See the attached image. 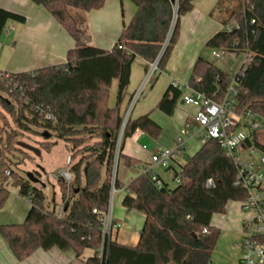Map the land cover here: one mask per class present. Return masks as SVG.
<instances>
[{"label":"trees","instance_id":"obj_1","mask_svg":"<svg viewBox=\"0 0 264 264\" xmlns=\"http://www.w3.org/2000/svg\"><path fill=\"white\" fill-rule=\"evenodd\" d=\"M31 1L45 7L76 44L69 50L65 63L29 72H10L11 79L20 83L25 96L20 98L10 92L6 82L0 80V90L15 100L14 103L0 94V103L12 114L19 131L32 132L34 127H41L46 139L64 140L72 152L70 169L75 177L70 185L58 178L63 203V216L59 217L56 208L49 207L44 189L36 185L39 179L23 178L12 170L9 175L5 174L6 166L2 161L7 160L0 149V192L3 193L0 206L7 197L4 181L12 175H16L20 194L27 196L31 203L23 223L0 225L16 256L23 260L39 248L57 247L73 250L78 257L86 249H94L95 254L88 258V264H210L220 237V230L212 226L213 216L225 213L230 201H243L248 197V192L236 185L237 166L216 138L202 144L183 164L176 159L183 150L175 154L166 170L172 173L174 180L180 177L177 185L171 186L163 180V186L159 187L149 172L125 185L123 206L145 217L136 245L119 242L113 230L106 258L102 260V222L94 212L95 208L109 209L113 185L124 187L117 174L114 179V163L130 102L122 110L133 63L140 57L146 61L148 70L159 58V70H166L178 40L180 19L192 11L195 0H131L137 5V11L111 50L87 44L84 31L70 13L71 8L83 12L100 9L106 0ZM215 13L219 14L223 25L235 22L239 26L231 31L223 28L207 41V47L225 48L235 56L248 50L253 56L244 73L238 74L236 110H251L264 117V0H218L210 14ZM12 20L24 23L26 17L0 7V38ZM232 78L214 61L200 56L189 85L221 101ZM115 81L118 96L112 107L108 100ZM182 93L171 83L157 107L172 115ZM37 105L42 106L41 111H36ZM48 112L56 117V122L46 120ZM137 129L156 138L163 130L150 112L136 118L130 115L123 136L128 137ZM18 134L11 132L6 144L20 145L22 141L15 142ZM95 138L93 144L87 143ZM56 144L57 141L51 142L48 151ZM247 144L264 148V132L256 134L254 142ZM78 155L79 159L74 160ZM122 156L121 153L120 158ZM253 240L264 243V235L254 236Z\"/></svg>","mask_w":264,"mask_h":264},{"label":"crops","instance_id":"obj_2","mask_svg":"<svg viewBox=\"0 0 264 264\" xmlns=\"http://www.w3.org/2000/svg\"><path fill=\"white\" fill-rule=\"evenodd\" d=\"M217 2L218 0H195L192 11L181 17L178 40L172 50L166 70L160 71V75L164 74L165 77L160 90L156 95H152L157 87V81L152 86V91L148 92L143 99L139 98L137 101L131 115L132 118L150 112L151 117L163 130L161 135L156 138L141 129H137L123 140L122 157H124L127 165L133 166V171L131 173L132 177L126 179L127 183H123L119 178L118 169L117 177L124 184V187L117 188V194L125 193V185L133 178L145 173L148 168H152L162 180L171 185L170 181L161 172L162 169L166 170V168L152 164L151 156L163 149L175 148L177 138L183 135L186 126L196 124L195 116L198 109L196 106L184 104L182 98H180L174 113L168 115L159 109L157 104L167 87L174 81L189 84L194 65L197 59L202 56L207 41L223 29L219 14H210ZM0 7L26 17L24 23L9 21L7 24L9 32L7 34L3 33L0 38V71L29 72L67 61L68 52L75 47L76 41L45 7L37 5L31 0H0ZM136 11L137 5L131 0H106L102 8L93 9L89 12L74 8L70 9V13L85 33V42L106 50H111L114 47L123 29L131 22ZM138 59L141 61L140 64L135 61L132 66L130 92L141 84L144 72L147 70L146 61L140 57L136 60ZM159 79L161 81V78ZM127 103L128 97H125L122 110L126 109ZM147 144L154 145V149L149 151L147 147L145 148ZM186 149L187 146L182 154L176 156L177 161L181 164L187 161L182 160ZM64 162L66 164V160ZM176 165L178 166V163ZM57 174L58 172L55 175L56 178L50 181L53 185L54 195L52 198L47 196L51 207L54 206L56 210L62 202V191ZM45 193L47 195L46 191ZM141 215L143 225L138 234L132 237V241L127 242L124 239L126 235L120 237L119 231L116 234L119 242L127 245L138 243L145 221L144 215ZM252 216V212L243 209L242 201L236 200L228 203L225 213H217L213 216L212 226L220 230V237L218 247L216 245L217 251L215 249L212 254V262L244 264L241 255L243 240L246 236V224L249 223ZM115 219L122 224L120 218L115 217ZM223 235L229 237L232 242L237 243L238 249L236 250V247L233 249L236 252L237 259L231 260L227 254L224 253L225 255H223L218 251ZM94 254V249H86L78 257L73 250L64 251L57 247L50 250L39 248L26 259L21 260L16 256L0 231V264H88V258ZM255 258L257 260L258 256L255 255ZM257 264H264V262Z\"/></svg>","mask_w":264,"mask_h":264},{"label":"built area","instance_id":"obj_3","mask_svg":"<svg viewBox=\"0 0 264 264\" xmlns=\"http://www.w3.org/2000/svg\"><path fill=\"white\" fill-rule=\"evenodd\" d=\"M176 18L177 9L175 8L174 23ZM234 26L238 27L239 25L233 22L223 25V28L231 31ZM8 32L9 26H6L4 33L7 34ZM244 53L246 54V58L239 71L233 76L227 94L221 101H216L210 98L205 93L196 90L189 84H182L178 81L173 82L174 86L183 91L181 96L183 103L197 107L198 111L195 116L196 124H188L186 126L184 132L185 136L182 135L177 138L175 148H167L153 153L151 156V162L154 165L168 168L172 164L175 154L184 150L191 138L198 136L201 144H205L211 138H216L238 168L236 185L244 188L248 192V197L242 201V207L245 211L252 212L253 216L250 218L249 223L246 224V236L243 240L244 252L242 255V262L244 264H257L264 262V243L253 240L254 236L261 234L264 235V148L255 144L248 145L247 143L248 141L254 142L255 135L264 132V117L251 110L245 112H238L236 110L238 104V74L244 73L253 59L252 54L248 50ZM226 54L235 56L225 48L213 50V55L217 58H224ZM158 61L159 58L150 64L148 69L150 71L147 80L156 69H159ZM0 80L6 82L7 86L10 88V92L17 93L20 98H24L25 95L22 86L19 82L11 79L10 72L0 71ZM138 94L139 92L137 93L135 101ZM131 108L127 110L122 131L117 143L114 163V179L117 174L120 155L122 153L124 138L123 131L130 116ZM35 109L36 111H41L42 106L37 105L35 106ZM45 118L46 120H53V122H56V117L49 112L45 115ZM72 164V155L69 154L66 158V168L62 169L57 174V178H61L68 185L71 184L75 177L70 169ZM145 172H149L152 175L159 187L163 186V180L153 171L152 168L146 169ZM7 173L10 174L11 171L8 170ZM174 181L177 183L180 182V177L177 176ZM209 183L211 184V182ZM116 192L117 188L113 185L109 209L107 211H100L97 208L94 209V212L99 215L102 222L103 242L100 248V257L102 260H105L106 258L107 245L111 239L114 228H119L122 225L113 215V203ZM57 214L59 217L63 216V203L59 206ZM255 255L258 256L257 260ZM210 264L220 263L211 262Z\"/></svg>","mask_w":264,"mask_h":264},{"label":"rangeland","instance_id":"obj_4","mask_svg":"<svg viewBox=\"0 0 264 264\" xmlns=\"http://www.w3.org/2000/svg\"><path fill=\"white\" fill-rule=\"evenodd\" d=\"M4 38V37H3ZM219 48H211L205 45V48L202 52V56L208 60L214 61L221 69L225 70L231 76H235L242 66L246 54L239 53L236 57H233L231 54H226L224 58H217L213 55V50ZM5 60V59H3ZM136 62H140L139 59L135 60ZM150 70H146L144 72V76L141 84L130 92V86L126 91V97H128L129 106L131 107L130 115H132L133 109L139 100V98H144L148 92L152 91V86L158 81L157 87L152 95H156L160 90V86L164 81V74L160 75V70L156 69L155 72L150 76L147 80V76ZM161 78V81H159ZM159 79V80H158ZM138 97L135 101V98ZM160 93V92H159ZM0 94L7 97L9 100L15 103L12 97L4 91L0 90ZM118 96V82L115 81L114 84L110 88L109 92V100L108 104L110 106H115L117 103ZM127 109V110H128ZM125 121V120H124ZM35 131L32 132H22L19 131L12 114L7 112L4 106L0 103V149L2 150V155L6 158L5 163V174L8 170H12L22 176L23 178H30L34 176L35 180L39 179L38 182L35 181L36 185L42 187L46 192L49 198H52L53 194V185L50 181L54 180L56 177V173L61 171L65 165V160L69 154L72 152L69 150V145L64 140L52 137L51 139H46L42 134L41 127H34ZM19 132L16 135L15 142L22 141L27 144H30L36 148L41 150V154L37 155L34 151L22 147L17 143H14L12 146L7 145L8 135L13 132ZM185 136V133H183ZM97 139H90L88 144H93ZM57 141V144L52 147V151H48V147L51 142ZM86 143V144H87ZM201 143L199 141L198 136L191 138L187 143V149L185 150V154H183L182 160L186 161L189 157L196 153V151L201 147ZM8 146V147H7ZM154 145L147 144V148L149 151L154 149ZM11 147V148H10ZM145 147V148H146ZM80 155L76 156L74 160L79 159ZM119 178L121 181L126 182V179H130L132 177L131 173L133 171L132 165H127L125 163L124 157L121 158L119 162ZM162 174L165 176L171 183V186L177 185V182L172 179V173L167 170L162 169ZM16 175L9 176L7 181H4L5 191L7 193L6 200L0 206V225L6 224H20L23 223L26 219L27 213L31 207V203L27 196H23L19 192V186L15 183ZM127 183V182H126ZM1 188V182H0ZM0 194H3L0 192ZM58 195V194H57ZM60 197V195H58ZM125 196V193L117 194L115 193L114 203H113V215L122 220V225L119 228H114V236H116L117 232L120 231V237H123L125 234V240L130 242L133 240V236L138 234L142 225H143V217L142 213L131 210L128 211L126 207L123 206L122 200ZM51 205H49L50 207ZM218 244V243H217ZM218 247V245H217ZM238 249L237 243L231 241L229 237L223 235L221 243L219 245L218 251L229 257V259L234 260L236 258V252L233 249ZM217 251V248H215ZM244 249H242L243 255ZM225 253V254H224Z\"/></svg>","mask_w":264,"mask_h":264},{"label":"water","instance_id":"obj_5","mask_svg":"<svg viewBox=\"0 0 264 264\" xmlns=\"http://www.w3.org/2000/svg\"><path fill=\"white\" fill-rule=\"evenodd\" d=\"M125 138L126 137L124 136L123 140ZM20 145L23 146V147H25V148H28V149L34 151L37 155H40L41 154V150L39 148H36V147H34V146L30 145V144H27L25 142H20Z\"/></svg>","mask_w":264,"mask_h":264}]
</instances>
